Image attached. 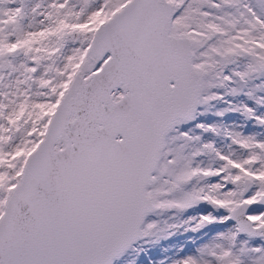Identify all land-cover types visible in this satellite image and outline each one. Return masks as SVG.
I'll use <instances>...</instances> for the list:
<instances>
[{"label": "snow or ice", "instance_id": "1", "mask_svg": "<svg viewBox=\"0 0 264 264\" xmlns=\"http://www.w3.org/2000/svg\"><path fill=\"white\" fill-rule=\"evenodd\" d=\"M0 264H264V0H0Z\"/></svg>", "mask_w": 264, "mask_h": 264}, {"label": "rangeland", "instance_id": "2", "mask_svg": "<svg viewBox=\"0 0 264 264\" xmlns=\"http://www.w3.org/2000/svg\"><path fill=\"white\" fill-rule=\"evenodd\" d=\"M185 237L181 235H177L168 241H161L159 245L155 249H152L154 255H157L158 258H163L166 253H164L165 248H169L172 245L183 246Z\"/></svg>", "mask_w": 264, "mask_h": 264}]
</instances>
